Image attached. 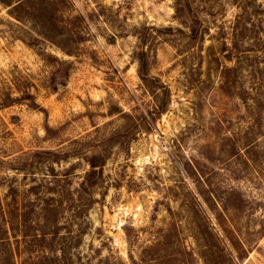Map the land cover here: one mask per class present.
<instances>
[{
    "label": "rangeland",
    "instance_id": "374dc122",
    "mask_svg": "<svg viewBox=\"0 0 264 264\" xmlns=\"http://www.w3.org/2000/svg\"><path fill=\"white\" fill-rule=\"evenodd\" d=\"M39 1L0 4V264H264V0Z\"/></svg>",
    "mask_w": 264,
    "mask_h": 264
},
{
    "label": "trees",
    "instance_id": "16d2710c",
    "mask_svg": "<svg viewBox=\"0 0 264 264\" xmlns=\"http://www.w3.org/2000/svg\"><path fill=\"white\" fill-rule=\"evenodd\" d=\"M41 1L39 0H17L16 2H13L12 0H0V4L5 6L6 8H9L8 11L15 12L16 10L20 9L21 7H25V6H31L32 4H37ZM146 73V68L144 65V60L141 58L139 60V76L142 78L145 77ZM163 87V86H162ZM160 92H161V96H162V100L160 102V104L158 106H155L154 108H151L148 111V116H147V120L145 122V130L146 131H150L152 129V126L154 125V123L156 122V120L163 114L166 112L167 110V106H168V100H169V90L167 88H159ZM89 167L91 169H95L98 168L99 170L101 169V167L96 166L94 164V161H90L89 162ZM92 175H94L93 173H91ZM92 177L91 176H87L86 179L84 180L83 185H85L87 182L90 181ZM5 217V211L3 210V205L0 204V219L3 220ZM65 254H63V258H64ZM46 258H44L45 260ZM48 260V259H46Z\"/></svg>",
    "mask_w": 264,
    "mask_h": 264
}]
</instances>
